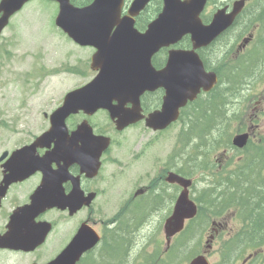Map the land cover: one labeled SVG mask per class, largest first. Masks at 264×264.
I'll return each instance as SVG.
<instances>
[{
	"label": "flooded vegetation",
	"instance_id": "obj_1",
	"mask_svg": "<svg viewBox=\"0 0 264 264\" xmlns=\"http://www.w3.org/2000/svg\"><path fill=\"white\" fill-rule=\"evenodd\" d=\"M259 11L263 15L258 18H263V9L252 17ZM35 76L40 82L42 72ZM156 103L151 95L141 99L145 113ZM47 107L41 125L39 100L29 81L18 94L0 93V264H46L66 248L70 249L66 258H74L73 250L80 252L76 264L116 263V219L135 221L140 210L152 211L153 194L160 191L155 198L158 205L154 209L158 210L165 192L159 179H151L146 170L138 176L126 174L129 164L140 163L142 156L134 154L132 161L124 158V149L116 146L113 121L92 126L96 135L107 136L110 142L89 148L82 137H73L79 124L88 119L84 112L67 119V134L53 137L50 116L57 104ZM96 116L89 120L94 123ZM64 142L70 143L64 147ZM116 193L124 199L117 211ZM54 200H59L58 206L50 205ZM144 219L146 229L151 217ZM127 227L133 229L131 223ZM79 235L80 242L73 249ZM133 241L137 243L130 256L138 260L146 240L125 232V245Z\"/></svg>",
	"mask_w": 264,
	"mask_h": 264
},
{
	"label": "water",
	"instance_id": "obj_2",
	"mask_svg": "<svg viewBox=\"0 0 264 264\" xmlns=\"http://www.w3.org/2000/svg\"><path fill=\"white\" fill-rule=\"evenodd\" d=\"M28 0H2L0 4V33L9 18L20 10ZM60 4L56 24L81 46H92L96 53L91 68L97 76L84 87L69 93L64 105L52 117V126L59 127L65 118L79 109L92 114L106 109L117 128L122 130L142 119L136 107L140 95L146 91L165 88L166 96L161 110L149 115L146 125L153 130H163L179 118L180 109L194 101L203 89L210 91L217 82L214 72H207L196 50L208 46L228 29L241 12L244 2L234 4L231 13L219 10L209 25H204L200 15L207 0H163L162 13L150 23L145 33L135 28L134 17L151 0H134L127 15L122 17L125 0H94L89 6L78 8L70 0H53ZM114 31V32H113ZM190 34L192 50H172L166 67L156 70L152 57L163 47L179 42ZM116 101L118 106H113ZM133 104L126 111V103ZM86 126V125H85ZM91 135V131H89ZM247 135L234 138L237 147H243ZM184 187L173 215L166 221L164 231L168 243L184 228L185 221L197 214V207L189 198L190 180L171 173L167 179ZM65 258L50 264H67ZM71 264V263H68ZM74 264V262L72 263ZM189 264H209L205 256L193 259Z\"/></svg>",
	"mask_w": 264,
	"mask_h": 264
},
{
	"label": "rangeland",
	"instance_id": "obj_3",
	"mask_svg": "<svg viewBox=\"0 0 264 264\" xmlns=\"http://www.w3.org/2000/svg\"><path fill=\"white\" fill-rule=\"evenodd\" d=\"M225 1L228 0H219L220 3ZM255 1L256 0H251L253 3ZM258 3L259 2H257V4ZM259 4V8H261L264 3L260 2ZM215 9V6H211L207 10V13H210ZM255 12L256 9L253 13ZM259 12H257L255 16H257ZM57 13V5L52 2L45 0H33L27 3L19 14L11 20L9 27L4 31L2 36H0V88L4 86L0 93H4L6 95L18 94L21 90V85L24 83L26 84V82L28 83L29 81L30 89H33L36 98L39 100L40 114H37V116L41 125L45 124L42 111L46 110L45 108L48 109V103L51 108L54 104L59 105L67 92L89 82L95 75V73L89 68L90 58L94 53V50L90 48H81L73 44L71 40L69 41L68 38H66L54 24ZM238 33L239 29L232 31L230 33L231 37L229 42L226 40L221 41L219 44L221 51H229L233 41L237 40V38L240 39L246 34L244 33L238 37ZM212 51L213 50L207 51L206 55H209ZM237 56L238 54L236 50L235 52H229L228 58H230V64L235 63L234 61ZM87 64L88 68H86ZM54 66L57 70L55 75H44L41 77L40 82H37V80L34 79L36 76L32 74L33 70H40L41 72H44V74H48ZM70 67H78L79 70L85 72V75L72 73L71 71L66 70ZM251 67L254 68L249 71L250 73H246L249 74L247 77V87L254 88L253 92L258 98L260 92H263L264 90V81L260 80L263 76L264 63L257 66L256 64L251 65ZM244 85H246V81L244 82ZM234 87L235 86L225 88L224 93L229 91L224 94L226 96V103L229 102L235 94ZM224 95L222 96L224 97ZM261 100L262 99L260 98L258 101ZM251 108L252 107H250V109ZM258 109L259 108H257V110ZM96 121L99 124L106 123L103 114H100L99 117L96 118ZM261 125L263 127H261L262 129L260 130L264 132V118L261 121ZM180 128L181 122L177 123L169 130L159 133L152 132L141 124L138 127L126 132L124 136L120 137V140L123 142L122 147L127 150L130 158H132V154H135L137 150L141 149L140 156H142V169L138 168V166H133L137 176L142 173L144 174V171L146 170L147 174H149L151 179H153L164 168L167 169L172 166L171 164L173 161L170 156L176 151V149H179L178 134ZM258 134H260L259 131ZM223 161L224 158H221V163H223ZM201 179L202 178H199V182ZM207 179L209 180V178ZM205 187L206 181L197 183L195 189L192 190L193 197H200ZM166 189L167 191L164 195L167 202H170V196L174 193V188L167 186ZM121 200L122 195L116 193V210L120 205ZM159 201H162V195L161 198H159ZM166 211L168 213V209L163 208L152 213L150 219L151 223L149 226L145 229V225H143L138 231V238L150 241V243L146 245L143 243V246L141 247V249L146 251L150 256H156L160 250H162L164 239L160 232L158 234L157 227L159 220L161 218L163 220V218L166 217ZM215 220L223 224L225 222L227 228L224 231H221L218 226H214L213 231H211L210 224L209 228L205 231L206 233L203 239L201 238L202 251H208L207 256L211 263L220 262L222 257L220 253L221 243L233 233L230 232L229 228H233V231L235 232L242 225L241 222L236 221L233 215L218 217ZM134 224L136 223L133 222L132 225ZM197 224H202V221L199 220ZM214 231L216 232V235L212 240L210 237L214 234ZM152 234L153 237H151ZM207 241H210L208 246L206 244ZM179 242L177 243V241H175V244L178 245ZM136 243V241L131 242L129 244V248L132 246L134 250ZM187 243L191 246L197 245V243H194L192 240ZM183 247L184 249H182V254L180 256L178 255L179 257H182L177 258V256L172 259L174 263H185L187 261L185 257L186 254L195 250H189V247L188 250H185L184 245ZM197 249H199V247H197ZM252 252V250L245 252L244 257ZM139 260H142V256L139 257ZM28 263L29 261L25 264ZM124 264H130L127 258H125ZM261 264H264V258Z\"/></svg>",
	"mask_w": 264,
	"mask_h": 264
},
{
	"label": "trees",
	"instance_id": "obj_4",
	"mask_svg": "<svg viewBox=\"0 0 264 264\" xmlns=\"http://www.w3.org/2000/svg\"><path fill=\"white\" fill-rule=\"evenodd\" d=\"M91 0H73V2L77 5H86ZM161 10V2L160 1H154L138 18L137 26L141 29L145 28L146 25L152 20L157 13ZM205 19H208V17H205ZM189 45V41L187 40V44L185 46ZM219 46H215L211 50H213L209 55L205 56L202 52L203 59L208 67L215 70L221 80L228 79V85L233 84L235 86V89L238 91L241 89V83L247 79L249 74V71L253 69L246 60H240L239 62H235L234 64H230L227 62L226 57L223 59L219 58ZM250 73V72H249ZM232 81V82H231ZM223 87L218 86L214 92L207 98H200L196 102H194L191 105V109H187L183 112L182 118L186 120L185 126H189L188 132H186V136L190 137L187 138V141L191 140V137L197 136L201 138L202 145L204 147H207L208 140H204L202 137L206 135L212 134V132L209 130L210 128H215L219 126H227L228 119H226L228 116L226 114V111L224 109L225 107V99L222 95H224ZM225 96V95H224ZM226 97V96H225ZM234 117L237 115L234 114ZM201 129L202 131H199V134H194V130ZM205 129V130H203ZM220 136L226 137L225 139L217 141V144L219 146V143H222V145H225L227 143L228 138H231L232 134L231 132H222L220 133ZM229 141V140H228ZM185 145V144H184ZM200 147V146H198ZM213 150L209 151H215L216 146H213ZM194 163L191 166H187L184 168L183 175L191 177L194 176L197 173L198 169H210V165L208 163H197L195 159L193 160ZM257 171V175L255 174L254 178L253 172ZM259 170L255 169L252 164H250L249 157L246 160L245 165L240 170V177L241 182L245 181L247 184V192L250 194V192L253 189H256L258 186V183L255 181V178L258 177ZM218 177V184L214 188H211L209 192L206 194L204 193L203 197L199 198L200 206H199V214L198 217L195 219H200L202 221L201 227L202 229L205 228V224L208 222L206 219H215L218 217H223L225 215V206L227 202V187H226V178L224 177V173L220 172L216 175ZM240 182V183H241ZM257 198V200H256ZM259 198V199H258ZM264 194L253 197L252 205L249 202V197L244 198L242 205L247 209V211L250 213V215L253 217L251 220V223L249 225V229H246L244 231H241L239 235L236 237V239H233L231 241H225L224 247L230 250L232 253L237 254L238 252H242L248 248H258L261 247V245L264 243ZM262 204L259 205L258 204ZM260 210L258 214H255V209ZM194 220V221H195ZM191 224H193V222ZM193 227L192 225H189L184 231V235L187 234L186 237V243L185 247L186 250H193L191 253L186 254V260H190L192 257H194L196 254H198L197 246H191L187 242L191 241L194 238V232L192 233ZM194 235V236H193ZM173 248H171L170 253H172ZM230 257V256H228ZM156 264V263H153Z\"/></svg>",
	"mask_w": 264,
	"mask_h": 264
},
{
	"label": "bare ground",
	"instance_id": "obj_5",
	"mask_svg": "<svg viewBox=\"0 0 264 264\" xmlns=\"http://www.w3.org/2000/svg\"><path fill=\"white\" fill-rule=\"evenodd\" d=\"M263 11H264V9H263ZM261 15H263V12L262 11H260L259 12V14L257 15V16H254L255 18H258V16H261ZM258 19H262V20H264V17L263 18H258ZM224 91V90H223ZM237 93L236 94H234L233 96H232V100H231V103L232 104H234V103H236L237 102ZM224 99L226 100V97L224 96ZM225 108H227L228 106H227V104H225ZM263 195L264 194V191H259V195ZM259 199V198H258ZM256 200H257V198H256ZM264 200V199H263ZM253 203H256V202H253ZM258 204H259V202H258ZM263 204V203H262ZM262 204H259V205H262ZM262 207H263V205H262ZM254 209V208H253ZM264 223V222H263Z\"/></svg>",
	"mask_w": 264,
	"mask_h": 264
}]
</instances>
